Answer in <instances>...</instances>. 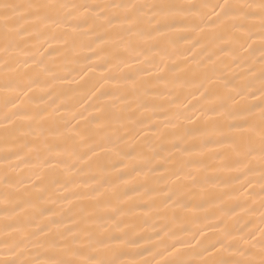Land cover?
Here are the masks:
<instances>
[{
    "label": "snow or ice",
    "instance_id": "snow-or-ice-1",
    "mask_svg": "<svg viewBox=\"0 0 264 264\" xmlns=\"http://www.w3.org/2000/svg\"><path fill=\"white\" fill-rule=\"evenodd\" d=\"M0 264H264V0H0Z\"/></svg>",
    "mask_w": 264,
    "mask_h": 264
},
{
    "label": "bare ground",
    "instance_id": "bare-ground-1",
    "mask_svg": "<svg viewBox=\"0 0 264 264\" xmlns=\"http://www.w3.org/2000/svg\"><path fill=\"white\" fill-rule=\"evenodd\" d=\"M17 2H23V0H17ZM80 2H85V0H80ZM87 2H96V0H87ZM80 84H83V81L80 82ZM65 92L68 96H72L74 94V90L75 91H80V88L78 87L77 84H72V85H65L64 86ZM81 99L80 96H75L74 100L69 101L70 106L71 105H76L77 102ZM85 115H87V113H85ZM258 215V214H257Z\"/></svg>",
    "mask_w": 264,
    "mask_h": 264
}]
</instances>
